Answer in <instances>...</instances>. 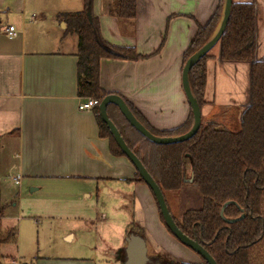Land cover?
<instances>
[{"label":"crops","instance_id":"crops-1","mask_svg":"<svg viewBox=\"0 0 264 264\" xmlns=\"http://www.w3.org/2000/svg\"><path fill=\"white\" fill-rule=\"evenodd\" d=\"M111 1L93 3L103 38L116 46L134 47L146 57L102 59L101 86L132 104L155 130L182 126L191 114L182 84L185 52L198 24H207L221 5L223 9V0H138L133 23L112 16ZM233 2L254 4L255 59L263 61L264 0ZM83 7L84 0H0V226L3 231L17 228L8 222L4 212L7 203L3 175L10 176L13 183L14 177H21L18 194L29 187L32 192L46 186L58 189L62 182L82 180L93 184L90 186L97 197L103 189L106 198L118 195L126 184L151 193L147 185L144 188L142 182L132 181L136 169L129 159L111 152L109 139L100 135L95 109L78 108L84 99L78 95V35L67 33V24L59 16L81 11ZM9 27L17 32L15 36L8 34ZM165 33V43L156 52ZM218 45L215 52H212L215 46L211 49L206 62L205 104L201 107L206 121L213 120L215 109L228 107L239 108L242 116L250 103L251 62L221 59ZM148 201L151 221L155 219L157 229L168 242L177 241L161 221L153 195ZM143 217L133 216L131 222L144 233L147 255L150 249L156 254L160 244L152 237ZM128 235L125 231L126 258V238L131 234ZM193 253H186L189 262H200ZM0 254L3 255L1 249ZM10 257L11 262L16 258Z\"/></svg>","mask_w":264,"mask_h":264},{"label":"trees","instance_id":"trees-1","mask_svg":"<svg viewBox=\"0 0 264 264\" xmlns=\"http://www.w3.org/2000/svg\"><path fill=\"white\" fill-rule=\"evenodd\" d=\"M93 3L94 0H84L81 11L60 14L59 19L66 22L67 33L78 35V95L102 101L110 93L100 84L101 60H137L146 56L137 53L134 47L116 46L106 41L101 33L100 20L93 12ZM137 7L138 0H112L109 13L133 23L137 17ZM89 12L91 16L88 15ZM221 14L222 5L207 24H198L197 32L185 52L184 64L213 35ZM256 36L254 4L233 2L228 25L219 40L220 57L227 61H248L252 64L250 103L242 113L237 131L222 127L218 121L209 120L202 122L198 132L186 141L155 144L132 127L117 106H108L111 120L166 198L167 194H176L185 187L198 188L200 206L186 209L180 217L173 216L179 228L202 243L218 264H264V60L255 59ZM165 39L166 33L156 52L160 51ZM208 58L209 53L189 74L192 91L201 107L205 104ZM125 101L135 116L156 135H179L192 126L191 112L188 121L182 126L174 130H155L132 104ZM112 109L118 112L122 123L113 118ZM95 114L100 135L109 139L111 152L117 156H125L103 121L99 106L95 108ZM132 181L145 183L137 171ZM226 202H229L224 209L227 219L239 218L242 214L244 216L234 222L222 218L221 209ZM1 216L2 212L0 218ZM159 216L165 225L160 210ZM132 225L133 230L141 231L137 224ZM168 231L170 232L169 229ZM127 232L130 233L129 230ZM17 240V228L3 231L0 226V246ZM4 258L11 260L10 256L0 254V264ZM169 264L208 262L202 259L200 262Z\"/></svg>","mask_w":264,"mask_h":264},{"label":"rangeland","instance_id":"rangeland-1","mask_svg":"<svg viewBox=\"0 0 264 264\" xmlns=\"http://www.w3.org/2000/svg\"><path fill=\"white\" fill-rule=\"evenodd\" d=\"M218 46L215 45L212 52ZM241 112L234 107L215 109L212 119L220 122L222 127L237 131ZM111 113L122 123L117 111L112 109ZM2 185L7 203L4 212L8 222L18 228L19 234L17 242L7 243L0 249L3 256L16 257L15 260H21L22 264H127L124 234L127 230L133 231V216H145L141 219L147 221L152 237L160 244L156 254H152L150 249L146 264L189 262L186 253L194 252L178 240L168 242L163 237L155 219L151 221L148 198L152 193L135 186L126 184L125 190L118 195L106 198L104 189L98 192L97 197V192L91 187L93 184L90 186L86 180L62 182L58 189L46 186L35 192L29 187L20 194L19 186L11 181L10 176H2ZM143 186L148 188L144 183ZM132 194L134 199L127 197ZM167 199L177 217L188 208L199 207L201 202L196 186L167 194ZM140 235L145 237L144 233ZM172 251L177 254H172ZM194 256L200 258L198 254ZM10 262V259H2V264Z\"/></svg>","mask_w":264,"mask_h":264},{"label":"water","instance_id":"water-1","mask_svg":"<svg viewBox=\"0 0 264 264\" xmlns=\"http://www.w3.org/2000/svg\"><path fill=\"white\" fill-rule=\"evenodd\" d=\"M233 0H223V9L221 18L219 23L210 37V39L202 45L197 51H195L192 55L188 57L186 60L183 73H182V84L185 95L191 107V112L193 115V122L191 128L179 135L174 136H159L152 133L133 113L125 99L115 93H110L105 96L99 104V111L103 121L106 123L110 133L115 139L116 143L125 154V156L129 159V161L133 164L136 171L140 174L141 178L144 180L145 184L151 190L155 200L157 202L160 213L164 219L165 225L170 230L171 234H173L181 243L191 248L193 251L198 253L208 264H218L215 258L209 253V251L203 246L195 238H190L186 235L175 222L168 204L166 202L163 191L160 186L157 184L153 176L149 173L147 168L144 166L143 162L140 158L131 150V148L127 145L124 140L121 132L119 131L116 124L111 120L108 114V106L110 104H114L118 107L122 115L129 122V124L134 127L141 135L147 138L149 141L155 144H173L186 141L193 137L198 130L200 129L203 118H202V108L199 104L198 99L192 91L189 74L192 68L206 55L211 49L219 43L221 36L223 35L231 14ZM91 16V13H88ZM191 180V179H190ZM229 204L226 202L221 209V216L228 222H234L241 219L244 215L242 214L239 218L227 219L224 215V209ZM127 247V264H146L149 260L147 255V246L146 241L142 236L137 234H131L126 238Z\"/></svg>","mask_w":264,"mask_h":264},{"label":"built area","instance_id":"built-area-1","mask_svg":"<svg viewBox=\"0 0 264 264\" xmlns=\"http://www.w3.org/2000/svg\"><path fill=\"white\" fill-rule=\"evenodd\" d=\"M7 32L10 36H15L17 34V32L12 28V27H9L7 28ZM100 100H98L97 98H93V97H90V98H84L78 105V108L80 110H93L95 109L97 106H99L100 104ZM13 181L15 184H20V181H21V177L20 176H17V177H14L13 178ZM11 264H19L18 261H12Z\"/></svg>","mask_w":264,"mask_h":264},{"label":"flooded vegetation","instance_id":"flooded-vegetation-1","mask_svg":"<svg viewBox=\"0 0 264 264\" xmlns=\"http://www.w3.org/2000/svg\"><path fill=\"white\" fill-rule=\"evenodd\" d=\"M153 195V194H152ZM165 196V195H164ZM154 197V196H153ZM155 199V198H154ZM165 199H166V202H167V204H168V207H169V209H170V212H171V214H172V216H173V213H172V211H171V208H170V206H169V203H168V199L165 197ZM156 201V200H155ZM157 203V202H156ZM158 206V205H157ZM158 210H159V208H158ZM173 218H174V216H173ZM175 220V219H174ZM176 222V221H175ZM166 227V226H165ZM179 227V226H178ZM167 228V227H166ZM168 230V229H167ZM132 233H135V234H142L143 232H142V230L140 231V230H133L132 232H130L129 233V235L130 234H132ZM171 233V232H170ZM128 235V236H129ZM173 235V234H172ZM174 236V235H173ZM175 237V236H174ZM176 238V237H175ZM191 238V237H190ZM177 239V238H176ZM196 239V238H195ZM178 240V239H177ZM179 241V240H178ZM124 247V246H123ZM124 249H125V247H124ZM191 249V248H190ZM195 252V251H194ZM198 254V253H197ZM199 255V254H198ZM200 256V255H199ZM148 257H149V255H148ZM200 259L202 260L203 258L200 256Z\"/></svg>","mask_w":264,"mask_h":264}]
</instances>
